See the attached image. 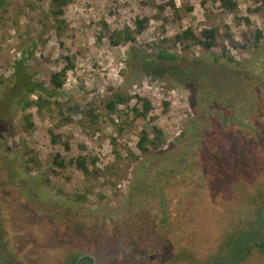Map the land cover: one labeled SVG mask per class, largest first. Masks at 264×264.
<instances>
[{
	"label": "rangeland",
	"instance_id": "rangeland-1",
	"mask_svg": "<svg viewBox=\"0 0 264 264\" xmlns=\"http://www.w3.org/2000/svg\"><path fill=\"white\" fill-rule=\"evenodd\" d=\"M11 1L8 21L0 27V81L12 77L23 53L28 72L46 89L65 56L75 64L65 86L44 96L41 112L36 106L26 110L32 130H24L15 100L0 118V225L12 263L70 264L86 254L95 264H192L191 258L203 264L211 257L213 264H264V254L254 251L236 261L239 253L229 249L231 236L247 229L257 204L264 203V16L252 12L256 0H237L233 12L213 0L208 11L202 0H175L180 18L167 7V23L157 17L161 0H72L61 36L31 19L35 14L26 4L38 0ZM48 1L40 4L47 9ZM143 17L150 23L134 43L112 46L111 30ZM225 26L245 49L236 50L224 38ZM212 27L222 34L209 50L164 42L186 29L199 34ZM257 29L263 39L254 49L246 41H253ZM32 42L37 47L29 56ZM161 44L182 61L166 62L170 72L156 77L131 52L156 57ZM223 47L235 63L214 59ZM185 71L191 73L180 75ZM11 89V82L0 84V109ZM110 89L150 100L155 121L122 135L108 126L88 136L79 124L82 111L88 102L104 111ZM135 104L133 98L130 106ZM153 125L164 132L165 146L132 160L129 151L140 155L141 130ZM53 135L69 141L70 150L53 143ZM26 149L32 154L25 155ZM56 153L68 162L60 180L49 172ZM79 154L97 156L100 169L110 167L117 175L87 178L69 164Z\"/></svg>",
	"mask_w": 264,
	"mask_h": 264
},
{
	"label": "trees",
	"instance_id": "trees-1",
	"mask_svg": "<svg viewBox=\"0 0 264 264\" xmlns=\"http://www.w3.org/2000/svg\"><path fill=\"white\" fill-rule=\"evenodd\" d=\"M163 3L158 5L159 15L157 16L163 23L168 22V18L162 16L166 8H171L173 10V15L175 18H180L179 9L175 5V0H161ZM209 0H202L201 5L205 10H209L207 2ZM218 3V8H221L225 12H233L238 8L237 0H213ZM42 0L31 1L26 4L29 10L35 15L31 16L33 21L37 20L41 24L42 28L45 31L54 29L59 36H61L67 30L66 20L63 18L67 7L72 3V0H49L47 9L43 7L40 3ZM258 5L252 10L255 14L264 16V0H256ZM13 5L11 0H0V27L6 24L8 21L7 15L9 14L10 8ZM188 10H191L189 8ZM150 23L149 17H143L141 19H136L133 26L126 25L122 29L111 30L109 33V41L114 47L120 45H125L128 43H134L137 37L141 36L147 29ZM249 24V20H247ZM105 28H108L105 25ZM226 30L224 31V38L228 39L232 44L233 48L236 50L245 49L247 45L240 44L233 39V36L230 34L228 26H225ZM109 30V28H108ZM43 32V33H44ZM221 29L219 27H212L207 29H202L199 34L195 33L192 29H186L181 33L176 34L172 39H166L164 42H169L172 48L182 46L183 49H189L194 46H201L205 50L211 49L217 43L218 38L221 36ZM263 39V32L257 29L254 33V39L251 41L247 39L246 43L252 42L254 49H259L261 46V41ZM45 42V40H44ZM163 42V41H162ZM37 44L32 42L33 50L30 52L29 56H32L34 50L36 49ZM155 49L157 50V56H145L141 52H131V56L135 57L137 63L143 68L145 73H152L153 76L159 77L165 73H169L166 65V62L176 63L182 61V58L177 55L170 53L168 48H165L159 45H156ZM27 54L23 53V56L14 63V72L12 77L7 81H0V84H6V82L12 83L10 97L3 100V108L0 109V118L5 109L6 105L13 103L15 100L16 104L21 105L22 108V120L23 128L25 131H30L34 127V122L32 121V115L26 113V110L32 106L38 107L39 112H41L44 102V96L51 98L53 94L59 92L66 84L68 78V72L75 67L73 60L69 56H65V65L56 71H53L49 78V89L43 87L35 81L33 75L28 72L26 67ZM214 59L218 61L219 59L225 60L226 64L235 63L234 57L223 47V52L220 56H215ZM197 62L203 65V60L198 59ZM175 67H172L174 70ZM196 71V69H193ZM194 72V71H192ZM197 72V71H196ZM191 71H185L180 73V75H189ZM173 74H176L173 73ZM176 77V76H175ZM174 81L176 78L173 79ZM112 90L111 95L104 102V111L99 110L93 102H88L85 105V109L82 111V119L79 121L80 126L84 132L91 136L96 131L102 130L108 126L118 134L122 135L127 128L134 127L137 125H144L146 123H152L155 121V117L151 116L153 111V105L147 98L135 95L131 97L126 93H123L119 90ZM21 92L22 98L17 99V94ZM39 92L37 100L33 101L31 96ZM136 98V104L130 106V101ZM123 105L124 109H121L120 106ZM168 106V103H164ZM71 108H68V112H71ZM66 121L71 123V117L68 115ZM51 132V131H50ZM53 143L62 144L67 151L70 150L69 141H62L60 136L53 135ZM113 150L116 154V157L120 158V153L117 150L118 143L116 138L111 139ZM166 144L164 137V132L162 129L153 125L151 131H148L146 128H143L139 134L138 141L136 143V148L139 151L140 155L136 154L134 151H129L128 156L132 160H139L141 155L147 156L152 151H159ZM31 149H26L25 155L29 156L32 154ZM33 162L35 158H31ZM99 158L97 156H88L79 154L75 158H72L69 161L70 165H74L77 170L83 173L87 178L98 179L105 174H110V171H113L114 175H117V172L110 167H106L105 170H102L98 167ZM68 162L61 156L60 153H56L53 157L52 165L49 169L51 174H54L58 180H60L61 173L67 168ZM59 170V171H56ZM49 183V180L47 181ZM80 198H84L80 196ZM257 203V202H255ZM257 209V210H256ZM250 225L247 229H241L238 231V234L231 236V241L229 249H231L233 254L239 253L240 256L236 257V261L246 260L254 251L264 254V203L258 205L255 208L253 214L250 215ZM257 229L254 234L252 230ZM2 226L0 225V264H14L11 261L10 255L7 254L5 242L3 241V231ZM189 259V258H188ZM213 257L208 262L203 264H213ZM192 264H200L193 260L189 259ZM18 262V261H17ZM95 264V260L90 255H79L75 258H72L70 264ZM18 264V263H17ZM21 264V263H20ZM202 264V263H201Z\"/></svg>",
	"mask_w": 264,
	"mask_h": 264
}]
</instances>
